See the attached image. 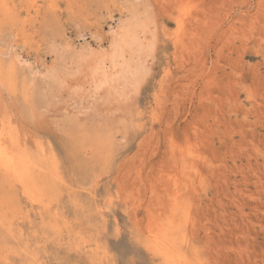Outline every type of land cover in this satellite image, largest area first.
<instances>
[{"label": "rangeland", "instance_id": "rangeland-1", "mask_svg": "<svg viewBox=\"0 0 264 264\" xmlns=\"http://www.w3.org/2000/svg\"><path fill=\"white\" fill-rule=\"evenodd\" d=\"M0 72V264H264V0H0Z\"/></svg>", "mask_w": 264, "mask_h": 264}, {"label": "bare ground", "instance_id": "bare-ground-1", "mask_svg": "<svg viewBox=\"0 0 264 264\" xmlns=\"http://www.w3.org/2000/svg\"><path fill=\"white\" fill-rule=\"evenodd\" d=\"M113 46L115 47V45ZM118 47H120V45ZM112 55L115 56L114 53ZM113 58L115 57L110 58V60ZM118 58L121 57L118 56ZM41 169L42 168L39 165L38 160L34 159L31 153L27 151L25 147H23V145L21 146L19 144V142L15 137V134H13L6 127H1L0 128V175L3 178V180L6 181L9 185L11 184L12 186H14L15 183L27 198L41 202L40 199L35 198V194L38 190V182H39L38 178L40 176L39 174H41L40 173ZM177 235H175V231L174 232L164 231L162 232L161 235L158 236L156 242L152 246L153 255L158 259L162 260L164 264H189L186 256H184V254H182L178 249V241L176 238Z\"/></svg>", "mask_w": 264, "mask_h": 264}]
</instances>
